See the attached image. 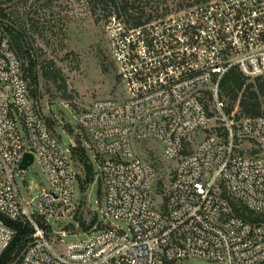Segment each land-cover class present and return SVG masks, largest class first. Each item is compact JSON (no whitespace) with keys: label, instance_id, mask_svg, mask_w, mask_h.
Masks as SVG:
<instances>
[{"label":"built area","instance_id":"1","mask_svg":"<svg viewBox=\"0 0 264 264\" xmlns=\"http://www.w3.org/2000/svg\"><path fill=\"white\" fill-rule=\"evenodd\" d=\"M103 31L121 96L76 120L103 184V219L65 244L31 210L72 206L76 174L0 26V258L14 236L3 218L32 229L12 264H264V221L254 220L264 216V115L228 114L220 97L232 68L264 77V0H209L138 25L112 14ZM25 155L32 163L20 170ZM34 163L53 188L36 206L16 182Z\"/></svg>","mask_w":264,"mask_h":264},{"label":"rangeland","instance_id":"2","mask_svg":"<svg viewBox=\"0 0 264 264\" xmlns=\"http://www.w3.org/2000/svg\"><path fill=\"white\" fill-rule=\"evenodd\" d=\"M115 1L118 6L127 4L128 14L141 16V20L146 21L209 0ZM0 10L7 15V19L0 21L4 31L7 27L24 31L25 48L37 63L35 84L28 83L31 100L49 133L69 158L78 182V185L73 184L72 206L67 209L58 207L54 210L55 215L45 213L44 216H40L38 208H33L34 220L50 240L56 241V234L60 232L67 234L61 237L65 244L87 240L94 233L85 234L103 219V184L97 177L99 170L92 158L88 156L86 161L81 156L79 142L83 145L89 143L78 130L76 120L79 113L95 100L121 96L103 31L112 9H93L89 0H0ZM45 72H58L61 80L53 83L43 76ZM258 81L264 83V77ZM247 84L257 90L256 79H247L245 86ZM241 94L242 91L233 107L236 116L240 115L238 101ZM224 100L226 104L230 103L228 98ZM259 102L264 115V93H259ZM150 146L156 150L149 158L154 160L161 149L156 142ZM154 161L160 180L166 183L167 165ZM87 166H90L91 174H88ZM16 182L25 200L35 206L42 192L53 191L36 163L19 174ZM21 224L32 233L29 224ZM192 263L209 264L202 260Z\"/></svg>","mask_w":264,"mask_h":264},{"label":"trees","instance_id":"3","mask_svg":"<svg viewBox=\"0 0 264 264\" xmlns=\"http://www.w3.org/2000/svg\"><path fill=\"white\" fill-rule=\"evenodd\" d=\"M89 4L93 9L103 8L105 10H108L109 8H111L112 12L109 11L107 17L112 14L119 16L124 15L126 20L131 22V24L133 25H138L142 22L141 16L128 14L127 4L118 6L115 0H89ZM5 19H7V15L2 10H0V21H3ZM5 31L3 30V32L9 39L12 50L21 61L23 77L28 81L29 84H35L37 76V63L33 58H31L28 49L25 48L26 43L23 39L25 38L24 31L21 29L12 30L8 27ZM43 76L47 80H51L53 83L61 80L58 72H45ZM246 81L247 79L235 68L230 69L222 78L220 84V97L223 99L226 97L230 101V103L225 107L226 113L229 114L233 112L234 103L237 101L239 93L242 91V94L238 101L240 115L251 117L262 115L261 104L259 102V93H264V83H259L258 79H256L258 86L257 90H254V86L252 84H247L245 86ZM79 146L81 156L87 161L88 158L86 156L85 150L83 149V147H81L80 142ZM86 168L88 170V174H91L92 172L90 166H87ZM87 178L89 179V176ZM1 220L15 233L8 248L0 258V264H12L19 256L20 252L29 240V235L32 233L31 230H29L27 227H23L20 222H13L3 218H1ZM254 220L264 221V216L256 217L254 218Z\"/></svg>","mask_w":264,"mask_h":264},{"label":"water","instance_id":"4","mask_svg":"<svg viewBox=\"0 0 264 264\" xmlns=\"http://www.w3.org/2000/svg\"><path fill=\"white\" fill-rule=\"evenodd\" d=\"M31 163H32V156L31 155H25L23 158V161L20 165V170L26 169Z\"/></svg>","mask_w":264,"mask_h":264}]
</instances>
